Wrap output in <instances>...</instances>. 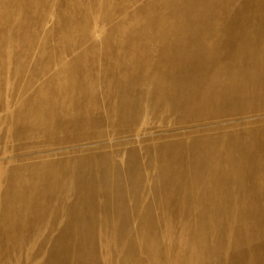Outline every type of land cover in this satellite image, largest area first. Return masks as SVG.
<instances>
[{"label":"rangeland","instance_id":"374dc122","mask_svg":"<svg viewBox=\"0 0 264 264\" xmlns=\"http://www.w3.org/2000/svg\"><path fill=\"white\" fill-rule=\"evenodd\" d=\"M0 264H264V0H0Z\"/></svg>","mask_w":264,"mask_h":264}]
</instances>
